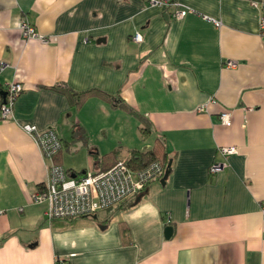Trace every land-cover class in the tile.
Here are the masks:
<instances>
[{
  "label": "crops",
  "instance_id": "1",
  "mask_svg": "<svg viewBox=\"0 0 264 264\" xmlns=\"http://www.w3.org/2000/svg\"><path fill=\"white\" fill-rule=\"evenodd\" d=\"M181 3L191 11L175 19L172 7L147 0H0V104L7 83L22 86L12 117L0 116V264H264L261 7L252 0ZM22 19L50 43L24 39ZM230 60L237 66L227 67ZM59 84L100 90L136 115L99 97L71 106L53 89ZM224 111L228 127L219 120ZM27 124L61 140L53 160L23 130ZM160 137L171 171L139 201L132 196L71 223L48 221L47 205L32 203L51 163L76 174L97 171L102 155L115 151L126 161ZM222 147L238 152L211 174Z\"/></svg>",
  "mask_w": 264,
  "mask_h": 264
},
{
  "label": "built area",
  "instance_id": "2",
  "mask_svg": "<svg viewBox=\"0 0 264 264\" xmlns=\"http://www.w3.org/2000/svg\"><path fill=\"white\" fill-rule=\"evenodd\" d=\"M147 2L150 6L172 7V16L175 19H182L191 11L181 3V0H147ZM252 4L261 7L258 32L264 38V0H252ZM216 24L218 25V23ZM17 27L21 32V36L26 40L35 39L43 44H49L51 41L50 38L40 36L35 28L24 19L19 21ZM131 40L139 44L142 42V36L135 33L131 36ZM226 66L234 68L237 63L230 60L226 63ZM21 90L22 86L18 82L6 84L3 102L0 104V116L3 120L12 117L14 102ZM205 106H199L197 111H205ZM219 120L222 125L230 126V113L227 111L221 112ZM22 128L28 134L33 135L36 144L46 159L53 160L54 156L61 150V140L52 129L37 132L34 126L28 124ZM218 152L223 161L211 164L209 167L211 174L225 168L227 158L237 154L238 150L235 147H222L218 149ZM160 173V165L156 162L142 170H133L125 164V161L120 160L105 171L87 170L81 174H70L62 166L51 163L47 181L41 186L40 190L32 194V203L47 205L44 215L48 221L89 218L103 210L124 204L130 197L141 193L146 185ZM261 213L264 217V202L262 203ZM56 264L66 263L58 262Z\"/></svg>",
  "mask_w": 264,
  "mask_h": 264
},
{
  "label": "trees",
  "instance_id": "3",
  "mask_svg": "<svg viewBox=\"0 0 264 264\" xmlns=\"http://www.w3.org/2000/svg\"><path fill=\"white\" fill-rule=\"evenodd\" d=\"M53 89L56 90L57 92L63 94L64 96H66L70 105L77 107V108H80L84 104V102L86 101L87 98L99 97L105 101L113 103V105L115 107L120 108L121 110L127 112L128 114L136 115V113H134L133 110L130 109L127 105H125L124 103H119V102L116 103L114 96L106 94L100 90H88V91H84V92H75L63 84L56 85L53 87ZM140 120H141V118H140ZM140 132L145 137H147L149 135L150 130H149V124L147 121H145V120L143 121L142 128H140ZM73 136H74V138H77V130L73 131ZM59 152L54 157H56L59 154ZM116 154L117 153L115 151H112L108 154L102 155L98 159L97 171H105V170L109 169L110 167H112L117 161H119V160H117ZM168 154L169 153L166 150L165 140H164V138L160 137V138H157L155 140L154 146L148 151L132 150L130 152L129 158L125 161V164L133 170H142L143 168H146L150 164L156 162L160 165L161 173L153 181H160L161 178L163 177L164 171L167 168V164L170 161V157L168 156ZM56 162H57V160H56ZM55 164H57V163H55ZM171 165H172V161H171ZM171 165L169 167V171H171ZM67 172L71 174L70 171L67 170ZM73 174H76V173H73ZM148 184L146 185V187L143 189V191L141 193L136 195L135 199H138L139 196L144 195V192H145ZM135 204H136V200H135V202L131 201L130 203H128L127 206L131 207ZM83 218H85V217H81V218H77V219H62L59 221L71 223V222H76L78 220H81Z\"/></svg>",
  "mask_w": 264,
  "mask_h": 264
},
{
  "label": "water",
  "instance_id": "4",
  "mask_svg": "<svg viewBox=\"0 0 264 264\" xmlns=\"http://www.w3.org/2000/svg\"><path fill=\"white\" fill-rule=\"evenodd\" d=\"M2 95H3V97H4V93H3ZM170 165H171V161L168 162V164H167V168H166V170L164 171L163 177H162L161 180H160V184H161L162 186L165 184V182H166V180H167V178H168V176H169V173H170V171H169V167H170ZM82 173H84V172H82ZM139 199H140V198H138L137 201H139ZM93 217L95 218V216H93ZM171 232H172V229H171L170 227H166L165 230H164V237H165L166 239H168V238L170 237V235H171Z\"/></svg>",
  "mask_w": 264,
  "mask_h": 264
}]
</instances>
